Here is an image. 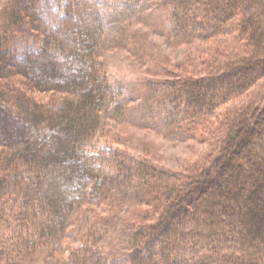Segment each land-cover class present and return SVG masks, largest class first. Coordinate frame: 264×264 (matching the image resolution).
<instances>
[{"label":"trees","instance_id":"1","mask_svg":"<svg viewBox=\"0 0 264 264\" xmlns=\"http://www.w3.org/2000/svg\"><path fill=\"white\" fill-rule=\"evenodd\" d=\"M146 2L0 0V264H117L106 242L123 211L126 264H264V0ZM159 9L169 45L204 46L145 93L165 89L166 133L208 141L187 177L115 136L93 143L130 100L106 72L107 33L124 45ZM83 207L97 221L65 248Z\"/></svg>","mask_w":264,"mask_h":264},{"label":"rangeland","instance_id":"2","mask_svg":"<svg viewBox=\"0 0 264 264\" xmlns=\"http://www.w3.org/2000/svg\"><path fill=\"white\" fill-rule=\"evenodd\" d=\"M153 1L156 0H147L146 5ZM169 16L167 9L155 12L149 10L142 15L141 22H129L124 45L118 44L119 33H107L103 51L106 72L110 81L120 82L128 87L130 100L122 116L111 114L105 117L106 128L93 143L101 149L110 141L111 136H115L119 142L114 144L115 147L132 155L148 156L158 165L187 177L194 166H201L203 158L208 157L211 152L208 141H201L200 138L178 141L181 135L166 133L168 127L164 125V118L170 105L163 96L165 89L154 87L155 91L148 97L145 96L148 85L154 86L159 80L172 78L171 73L177 74L181 70L178 68L181 60L187 58L188 54L196 56L204 47L200 43H192L190 46L182 44L178 47L169 45L164 38V32L172 25ZM126 204L134 207V203ZM97 215L103 217L106 214ZM129 215L123 211L118 215L119 219L115 217L106 242V251L112 253V259L117 264H126L123 254L129 248L130 231L121 223ZM95 217V213L85 207L74 213L62 237L64 247L77 244V231L85 228V223L96 222Z\"/></svg>","mask_w":264,"mask_h":264}]
</instances>
